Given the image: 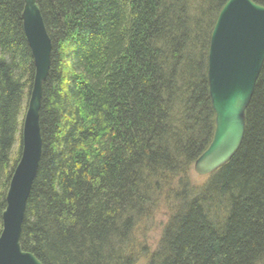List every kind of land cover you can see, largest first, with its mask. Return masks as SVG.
<instances>
[{
  "label": "trees",
  "instance_id": "1",
  "mask_svg": "<svg viewBox=\"0 0 264 264\" xmlns=\"http://www.w3.org/2000/svg\"><path fill=\"white\" fill-rule=\"evenodd\" d=\"M227 1L38 0L53 48L24 251L42 264H264V64L241 149L191 177L216 129L208 53ZM23 8L0 0V236L35 79ZM160 202L171 214L150 253L140 239Z\"/></svg>",
  "mask_w": 264,
  "mask_h": 264
},
{
  "label": "water",
  "instance_id": "2",
  "mask_svg": "<svg viewBox=\"0 0 264 264\" xmlns=\"http://www.w3.org/2000/svg\"><path fill=\"white\" fill-rule=\"evenodd\" d=\"M22 22L33 57L35 79L23 119L21 158L2 215L0 264H42L23 250L21 238L28 198L42 158L40 109L43 86L51 69L53 43L38 0H24ZM214 25L207 70L216 129L208 149L193 166L201 177L220 170L241 149L246 110L264 64V6L251 0H228Z\"/></svg>",
  "mask_w": 264,
  "mask_h": 264
},
{
  "label": "rangeland",
  "instance_id": "3",
  "mask_svg": "<svg viewBox=\"0 0 264 264\" xmlns=\"http://www.w3.org/2000/svg\"><path fill=\"white\" fill-rule=\"evenodd\" d=\"M191 177H192V181L196 184H202L204 182H206L207 177H201V176H197V174L195 173V171L193 170L191 173ZM160 206L159 208H157L153 214L154 217H152V219L150 220V229L147 232V235L145 236V240L140 239L141 242H144L143 244H145V246H147L148 250L150 251V253L155 252L157 244L160 240V236L162 235L165 226L167 225V222L169 220L170 217V209L168 207V205L165 204H161V202L159 203ZM140 240L139 243H140ZM138 264H146V261L143 260L142 262L138 263Z\"/></svg>",
  "mask_w": 264,
  "mask_h": 264
}]
</instances>
